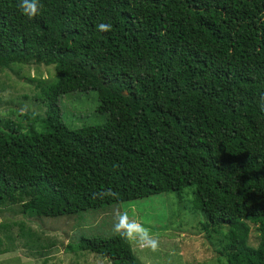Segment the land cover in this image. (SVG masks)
<instances>
[{
  "label": "trees",
  "instance_id": "obj_1",
  "mask_svg": "<svg viewBox=\"0 0 264 264\" xmlns=\"http://www.w3.org/2000/svg\"><path fill=\"white\" fill-rule=\"evenodd\" d=\"M41 3L29 20L19 0H0V70L55 72L38 95L45 118L0 117V203L26 200V218L55 219L193 188L202 228L223 236L225 263L264 264V0ZM99 23L112 31L98 32ZM105 50L142 53L149 75L133 79L113 61L96 69L93 55ZM94 90L107 121L71 128L61 98ZM107 188L119 201L95 195ZM20 225L25 248L40 253L38 236ZM2 246L0 255L11 252ZM68 250L140 264L118 234L78 237Z\"/></svg>",
  "mask_w": 264,
  "mask_h": 264
},
{
  "label": "rangeland",
  "instance_id": "obj_2",
  "mask_svg": "<svg viewBox=\"0 0 264 264\" xmlns=\"http://www.w3.org/2000/svg\"><path fill=\"white\" fill-rule=\"evenodd\" d=\"M113 51L105 50L94 53L96 69L111 61L132 71V78L149 75V65L144 55L138 51L124 50L122 54L110 56ZM118 60V61H116ZM111 64L112 66L114 65ZM20 66V65H17ZM113 77L116 79L117 74ZM120 76L116 83L124 81ZM55 80L53 66L23 65L0 70V117L12 120L21 119V115L31 113L40 118L46 117V107L38 100L44 83ZM125 86V85H123ZM123 89V87H122ZM101 92H75L61 98V109L65 122L71 128L104 124L108 110L103 109ZM102 103V104H101ZM15 110V112L13 111ZM24 125L30 123L24 120ZM35 128L41 131L36 122ZM18 205L0 203V239L2 249L9 253L0 255V264H112L110 260L90 252H69V242L82 236H112L114 214L121 207L129 211V215L149 228L159 240V248L153 252L132 244L135 256L140 264H226V257L220 254L225 242L223 236L212 233L210 236L202 228L204 217L195 204L193 188L182 192H170L154 195L136 201L114 205L106 212H86L74 216L59 218H26ZM69 217V218H68ZM26 225L44 248L37 253L34 248H25L27 238L21 235V225ZM228 231L224 228L223 232ZM258 226L251 225L250 243L256 246L259 242Z\"/></svg>",
  "mask_w": 264,
  "mask_h": 264
},
{
  "label": "clouds",
  "instance_id": "obj_3",
  "mask_svg": "<svg viewBox=\"0 0 264 264\" xmlns=\"http://www.w3.org/2000/svg\"><path fill=\"white\" fill-rule=\"evenodd\" d=\"M21 14L29 20L41 14L44 5L41 0H19L18 4ZM96 30L101 33L112 31L111 23H99ZM100 199H111L119 201L120 193L112 188L101 189L95 193ZM123 202H121L122 205ZM113 231L129 243L136 244L141 248H147L153 252L159 248V240L150 229L129 215V211L123 207L114 214Z\"/></svg>",
  "mask_w": 264,
  "mask_h": 264
}]
</instances>
